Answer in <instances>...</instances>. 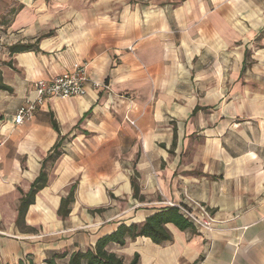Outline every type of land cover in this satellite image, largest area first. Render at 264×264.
I'll return each instance as SVG.
<instances>
[{
	"label": "crops",
	"instance_id": "crops-1",
	"mask_svg": "<svg viewBox=\"0 0 264 264\" xmlns=\"http://www.w3.org/2000/svg\"><path fill=\"white\" fill-rule=\"evenodd\" d=\"M16 43L34 47L11 54ZM79 64L99 85L50 98L15 125L33 81ZM0 117V264L34 260L40 240L61 233L68 243L51 252L91 247L186 195L215 229L167 223L171 243L107 249L138 252L140 264H264V0H0ZM60 138L63 154L17 228L21 191Z\"/></svg>",
	"mask_w": 264,
	"mask_h": 264
},
{
	"label": "trees",
	"instance_id": "trees-1",
	"mask_svg": "<svg viewBox=\"0 0 264 264\" xmlns=\"http://www.w3.org/2000/svg\"><path fill=\"white\" fill-rule=\"evenodd\" d=\"M32 47H34V44L16 43L15 45L9 46V52L14 54L15 52L28 51ZM53 127L58 131L56 121H53ZM62 148V138H60L51 146L50 151L41 161L40 170L31 183L29 190L26 192L21 191V197L17 207L18 214L15 220L17 228H24L26 211L34 203L35 194L47 185L49 170L54 165L55 160L63 154ZM77 185L78 181L71 183L66 196L60 200L56 211L62 219L68 217L71 212L70 209L72 203L75 201ZM131 185L133 188V196L135 198H142L139 196L138 184L136 183L135 177L131 178ZM100 210L103 209L99 208L95 211L99 212ZM167 223H172L181 230L194 229L193 224L183 215L179 207L166 205L149 214L140 223H119L113 232L98 237L95 244L91 247L73 250L69 253L66 251H53L44 258L42 263H36L30 255H26L13 264H59V260L62 259L66 260V264H140L138 252H134L132 258L127 260L124 256L109 251L107 245L117 243L120 246H124L128 240L135 239L136 237H149L156 244L171 243L173 239L171 232L166 227Z\"/></svg>",
	"mask_w": 264,
	"mask_h": 264
},
{
	"label": "built area",
	"instance_id": "built-area-1",
	"mask_svg": "<svg viewBox=\"0 0 264 264\" xmlns=\"http://www.w3.org/2000/svg\"><path fill=\"white\" fill-rule=\"evenodd\" d=\"M99 85L90 80L85 64L74 66L69 73L55 75L47 79H36L32 85L35 90V96L27 99L16 111L14 123L23 124L33 118L34 111L43 105L50 98L80 97L87 94L88 85ZM187 203L174 204L168 202V205L179 207L183 215L198 230H207L216 228L217 220L208 208L200 202L191 199L186 195Z\"/></svg>",
	"mask_w": 264,
	"mask_h": 264
},
{
	"label": "rangeland",
	"instance_id": "rangeland-1",
	"mask_svg": "<svg viewBox=\"0 0 264 264\" xmlns=\"http://www.w3.org/2000/svg\"><path fill=\"white\" fill-rule=\"evenodd\" d=\"M58 1L59 0H57V2ZM68 1H70V3H72V4H77V3L92 4V3L99 2V0H68ZM119 1L122 2V3H124L125 1H129L131 3H134V2H143V0H119ZM226 68L227 69L226 70L224 69V72L228 71V66H226ZM225 99H224V101H225ZM22 162H24V161H22ZM122 201H124V199H122ZM121 204L124 205V203H121ZM100 208H103V207H100ZM108 212H109V210L107 212H105V213L107 214ZM82 228H84V230H87L88 229L87 227L85 228V226L82 227ZM84 230L83 229H80V230H77L76 232H80V231H83L84 232ZM67 235H68V233H61L60 236L57 237V238H53L54 236H52V237H46V239H44V238L41 239L40 241H42L43 244H41L40 246L42 248L39 251H37L36 254H34V262H36V263L37 262L38 263H42L43 262V259L42 258L43 257H46L48 255L49 251L51 252V250L49 248H51L53 246H57L60 243H68L67 241L70 239V237L67 236ZM50 242H52V243H50ZM43 247L47 248V250L44 249ZM59 264H64V261L59 260Z\"/></svg>",
	"mask_w": 264,
	"mask_h": 264
}]
</instances>
